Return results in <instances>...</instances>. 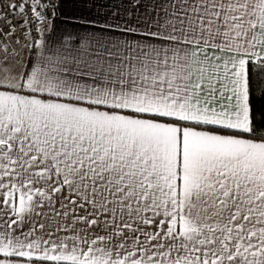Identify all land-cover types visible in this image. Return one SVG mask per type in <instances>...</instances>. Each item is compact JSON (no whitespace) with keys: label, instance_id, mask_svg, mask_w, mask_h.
<instances>
[{"label":"snow or ice","instance_id":"1","mask_svg":"<svg viewBox=\"0 0 264 264\" xmlns=\"http://www.w3.org/2000/svg\"><path fill=\"white\" fill-rule=\"evenodd\" d=\"M0 264H264V0H0Z\"/></svg>","mask_w":264,"mask_h":264},{"label":"trees","instance_id":"2","mask_svg":"<svg viewBox=\"0 0 264 264\" xmlns=\"http://www.w3.org/2000/svg\"><path fill=\"white\" fill-rule=\"evenodd\" d=\"M260 102H258V104H259Z\"/></svg>","mask_w":264,"mask_h":264}]
</instances>
